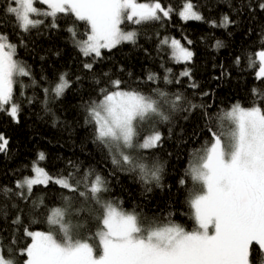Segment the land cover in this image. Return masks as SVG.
<instances>
[{"label": "trees", "instance_id": "1", "mask_svg": "<svg viewBox=\"0 0 264 264\" xmlns=\"http://www.w3.org/2000/svg\"><path fill=\"white\" fill-rule=\"evenodd\" d=\"M184 1L158 0L162 7L171 9L168 17L132 24L136 28L134 41L102 49L101 57H85L77 46V41L87 37L85 22L76 21L71 14H60L57 27L50 26L51 17H43V24L25 32L5 11L11 0H0V34L7 37V43L16 45L13 58L30 73L14 78L11 103L19 106L18 122L0 111V134L8 140L7 150L0 152V248L5 258L23 264L27 257L20 249L31 243L24 228L54 231L47 216L53 208L67 206L64 197L72 198L66 219L73 225V238L85 240L99 227L94 219L99 206L78 192L52 181L34 185L31 193L18 188L17 179L32 174L34 162L51 177L73 173L79 178L89 172L102 175L107 191L100 194L101 199L139 213L145 227L170 222L186 230L194 227L188 201L200 189L194 187L188 174L193 153L212 142L209 128L221 130L217 117L223 112L237 102L243 107H251L254 99L261 103L253 93V89L264 92V78H256L259 62L255 68L249 65L250 57L264 50V10L258 6L261 0H190L202 19L184 20L177 12ZM224 16L232 21L227 26L222 25ZM70 27L78 33L75 39L68 31ZM164 36L179 38L191 49L192 58L178 60L172 47L162 43ZM85 63H92L93 68L85 69ZM184 71H189V76H182ZM62 73L70 81L65 93L61 97L46 94L44 89L54 86ZM117 79L123 90L158 100L161 111L169 117L163 120L153 114L138 121V143L154 132H159L161 139L153 148L130 153L143 157L140 162L146 166L154 162L161 166L158 182L145 181L138 169L114 165L109 150L95 138L94 122H86L87 106L102 98L100 90L110 88V81ZM159 92L167 96L161 98ZM176 94L183 99L173 108ZM40 153L45 156L43 160H38ZM5 188L11 189L7 196L2 191ZM79 190L84 191V186ZM18 216L21 223L14 224ZM89 242L94 247L98 244L94 239ZM255 249L250 262L262 264L258 246Z\"/></svg>", "mask_w": 264, "mask_h": 264}, {"label": "snow or ice", "instance_id": "2", "mask_svg": "<svg viewBox=\"0 0 264 264\" xmlns=\"http://www.w3.org/2000/svg\"><path fill=\"white\" fill-rule=\"evenodd\" d=\"M36 3L47 5V10L38 9L34 6ZM258 6L264 10V0ZM5 11L15 17L18 27L25 32L44 23L42 19L32 18L34 15L51 17V27L58 26L56 19L60 14L73 15L76 21L85 22L90 29L85 33L86 39L77 41L85 57L92 54L101 57V49H112L123 41H134L136 33L123 31L121 25L124 23L139 25L161 20L159 13L164 17L169 15V10L163 8L158 0L155 3H138L137 0H11ZM179 15L184 20L202 19L193 11L190 0ZM231 22L228 16H224L222 25L227 26ZM68 31L74 39L78 35L75 28L70 27ZM166 42L167 39L162 41ZM171 45L178 59L192 58L193 53L179 41L173 39ZM216 46L220 47L221 43L217 41ZM15 48V44L7 43V37L0 34V111L7 112L18 122L19 106L11 103L14 78L29 76L30 73L13 58ZM256 58L260 65L256 78H264V50L250 57V67L255 68ZM83 67L91 70L93 64L85 63ZM181 75L189 76V71ZM66 77V73L60 74L58 82L45 88V93L61 97L70 84ZM121 84L118 79L112 80L110 88L100 90L102 98L92 100L87 106L89 118L86 122H94L95 138L109 150L114 165H126L130 171L138 169L145 181L152 179L158 182L161 166L155 162L150 167L146 166L140 162L143 157H134L130 153L135 149L153 148L161 139L159 132H154L138 143V121L143 122L153 114L163 120L169 117L161 111L158 100L135 90L125 91ZM253 93L261 103L254 99L252 106L246 108L237 102L223 112L217 117L221 130L216 132L209 128L212 142H206L193 153L188 174L194 187L198 185L200 190L194 192L188 201L196 222L191 231L171 222L145 227L139 213L127 212L112 201H103L100 194L107 188L100 174L89 172L76 178L69 173L53 178L34 162L35 175L17 181V187L22 189L26 186L31 193L34 185L52 181L70 192H78L80 197L94 200L99 206L94 217L99 227L87 239L74 240L73 225L66 219L72 198L64 197L67 206L55 208L47 216V223L54 231L24 228L31 243L20 249V253L27 257L23 264H250L255 246L264 258V92L253 89ZM158 95L161 98L167 96L164 92ZM182 99L180 94H176L173 108ZM8 104L11 107L5 108ZM7 145L8 140L0 134V152L6 151ZM44 158L40 153L38 160ZM180 182L183 184L184 180ZM81 185L84 191L79 190ZM2 191L7 196L11 189ZM13 223L20 224V217ZM93 239L98 240L95 247L88 242ZM0 264L19 262L15 258H5L0 248Z\"/></svg>", "mask_w": 264, "mask_h": 264}, {"label": "rangeland", "instance_id": "3", "mask_svg": "<svg viewBox=\"0 0 264 264\" xmlns=\"http://www.w3.org/2000/svg\"><path fill=\"white\" fill-rule=\"evenodd\" d=\"M137 2L138 3H155L156 1H143V0H137ZM186 2H189L188 0H186V1H184L183 2V4H182V6L178 9V14L181 12V11H183L184 10V4L186 3ZM192 4V3H191ZM35 7H37L38 9H41V10H47V5H45V7H43V6H41L40 7V5H37V4H35L34 5ZM163 8H165L166 10H169V13H171V9L167 6V7H163ZM193 11H195V12H197L200 16H201V14L193 7ZM159 15H161V17L163 18L164 16H163V14L162 13H159ZM170 15V14H169ZM168 15V16H169ZM167 16V17H168ZM180 16V15H179ZM43 17L44 16H33L32 18H34V19H43ZM181 17V16H180ZM132 24H134V23H131V22H126V23H124V24H122L121 25V27H122V30L123 31H125V32H127V31H133V32H135L136 33V28L135 27H133V26H131ZM89 31H90V29H89ZM87 38V37H86ZM86 38H84V39H86ZM167 39V42H166V44H168V45H170L171 47H172V45H171V41L173 40V39H175V40H177V41H179V43H180V45H182L183 47H185V48H187L190 52H191V49L189 48V47H187L186 45H184V43L179 39V38H176V37H172V36H164L163 37V41H165ZM172 49L174 50V52H175V49L172 47ZM7 50V49H6ZM102 50V49H101ZM258 52V51H257ZM178 59V58H177ZM257 60H258V58H256ZM178 60H182V59H178ZM183 61V60H182ZM184 61H186V60H184ZM259 67H260V65H259ZM259 67H258V70H259ZM257 70V71H258ZM232 108V107H231ZM230 108V109H231ZM246 108H247V106H246ZM229 109V110H230ZM151 134H153V133H150V135ZM147 136H149V134L147 135ZM146 136V137H147ZM213 139V138H212ZM35 164H36V166H38V167H42L39 163L37 164V162H35ZM33 166H34V163L32 164V174H30V175H28V176H25V177H32V176H34L35 175V173L33 172ZM46 171V170H45ZM25 177H22V178H20V179H17V181H22ZM53 178H56V177H53ZM17 181H16V185H17ZM24 188H26L27 189V187L25 186ZM115 204V203H114ZM55 208H60V207H55ZM55 208H53V209H55ZM52 209V210H53ZM124 210V209H123ZM125 211H127V212H131V211H128V210H125ZM193 214V213H192ZM195 225H194V227H196V222L194 223ZM194 227L192 228V229H190V230H188V231H191V230H193L194 229ZM46 232H48V231H46ZM74 232V230L72 229V233ZM74 240H75V238H73ZM81 240V239H80ZM89 242V241H88ZM90 243V242H89ZM250 264H251V262H250ZM262 264H264V261H263V263Z\"/></svg>", "mask_w": 264, "mask_h": 264}, {"label": "flooded vegetation", "instance_id": "4", "mask_svg": "<svg viewBox=\"0 0 264 264\" xmlns=\"http://www.w3.org/2000/svg\"><path fill=\"white\" fill-rule=\"evenodd\" d=\"M257 255H258V253H255V254H254V256H257ZM263 261H264V258H263Z\"/></svg>", "mask_w": 264, "mask_h": 264}]
</instances>
